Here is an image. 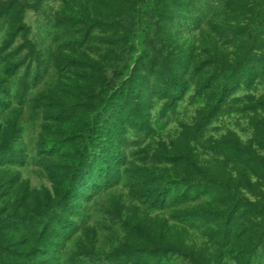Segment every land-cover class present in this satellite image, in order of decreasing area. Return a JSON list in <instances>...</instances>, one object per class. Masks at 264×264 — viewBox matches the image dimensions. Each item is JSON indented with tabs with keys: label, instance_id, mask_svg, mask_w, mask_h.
<instances>
[{
	"label": "rangeland",
	"instance_id": "1",
	"mask_svg": "<svg viewBox=\"0 0 264 264\" xmlns=\"http://www.w3.org/2000/svg\"><path fill=\"white\" fill-rule=\"evenodd\" d=\"M261 64L264 0H0V244L264 264Z\"/></svg>",
	"mask_w": 264,
	"mask_h": 264
},
{
	"label": "trees",
	"instance_id": "2",
	"mask_svg": "<svg viewBox=\"0 0 264 264\" xmlns=\"http://www.w3.org/2000/svg\"><path fill=\"white\" fill-rule=\"evenodd\" d=\"M259 61H261V60L257 59L256 62H254L253 59H248V62L252 63L253 66L254 65L257 66L256 63ZM243 65H244V62H243ZM258 69H259V71L263 72L264 66L261 64ZM227 71H229V70H227ZM114 76L117 77L118 75L115 74ZM233 77H234V75H230L229 77L225 76L226 80L228 79V81H229V79H232ZM226 87H227V85H221L222 89H224ZM229 199H230V203L234 204L235 207H238L239 205L246 203L245 199H241V198H237V197L234 198V196L229 197ZM261 210L264 211V208L262 207ZM256 227L257 228L255 231L253 229H251V230H253L251 236H252V239L254 240V242L257 241V243H260L261 241L264 240V225H256ZM16 246H17V243L12 244L11 246H9L7 244H0V264H24L25 263V259L27 258L28 254L18 252L17 251L18 249ZM262 247L264 248L263 244H262L261 248ZM256 248H257L256 243H253L248 248V250L246 251V253H247L246 260H249L251 254L256 252Z\"/></svg>",
	"mask_w": 264,
	"mask_h": 264
}]
</instances>
